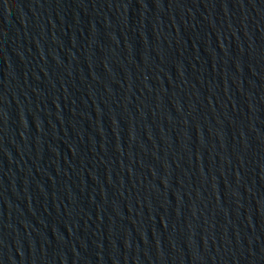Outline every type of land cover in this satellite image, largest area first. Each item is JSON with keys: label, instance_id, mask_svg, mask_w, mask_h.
I'll list each match as a JSON object with an SVG mask.
<instances>
[{"label": "water", "instance_id": "1", "mask_svg": "<svg viewBox=\"0 0 264 264\" xmlns=\"http://www.w3.org/2000/svg\"><path fill=\"white\" fill-rule=\"evenodd\" d=\"M0 264H264V0H0Z\"/></svg>", "mask_w": 264, "mask_h": 264}]
</instances>
